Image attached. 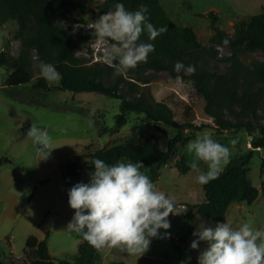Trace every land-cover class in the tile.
Listing matches in <instances>:
<instances>
[{
  "label": "rangeland",
  "instance_id": "rangeland-1",
  "mask_svg": "<svg viewBox=\"0 0 264 264\" xmlns=\"http://www.w3.org/2000/svg\"><path fill=\"white\" fill-rule=\"evenodd\" d=\"M91 10L103 0H80ZM167 15L180 26L191 27L198 40L204 46H210L213 30L209 12L219 17V25L228 34L233 25L245 18L264 11V0H159ZM99 15L83 8L62 9L59 14L61 24L72 37L76 54L89 62L87 49L92 44L90 38H80L78 34L93 33L92 22ZM79 25V27H76ZM18 27L15 21H0V52L8 51L17 55L20 42L15 38ZM221 54H230L229 49L219 47ZM34 56L35 55V52ZM36 59V57H33ZM243 63L264 61V50L240 54ZM37 62L32 67V79L25 85L16 87L5 84L8 71L0 67V160L9 159L0 165V256L6 264H30L23 249L31 235L38 239H47L48 250L53 260L60 264L62 260H74L82 237L76 232L67 231V225L74 216L65 194V181L62 171L74 157H79L82 166L74 179L78 183L89 182L87 169L89 153L107 149L125 141L131 136L145 134L154 138L163 150L175 134L174 127L163 126L160 132L155 124L144 114L129 112L127 123L114 132L116 116L121 112V100L95 92H72L56 89L59 80L46 81L39 71ZM90 64V62H89ZM124 73L129 79L138 76L149 77V83L142 85L157 101L166 103L174 113L177 122H192L194 125L207 124L208 127L186 129L183 131L184 143H180L170 163L161 167L156 181V190L175 197L174 214L168 220L170 238H154L150 247L142 256L127 255L119 249L104 248L99 252L97 264H198V256L207 245L199 244L197 250L190 248L196 239L192 233L200 223L214 226L220 223L197 213L194 204L205 200L203 185L196 182L198 172H180L176 161L185 156L192 157L186 151V144L198 134L209 133L212 138L230 148L229 160L251 148L247 130L237 132L220 131L212 118L204 112L205 99L197 93L190 80L177 77L171 80L167 72H154L140 69ZM223 72L227 64L217 62ZM43 78L50 88L35 87ZM264 125V120L261 121ZM36 125L46 129L51 137V153L47 159L38 153L33 140L27 137L28 127ZM237 140L235 146L231 140ZM225 166L222 167V170ZM201 171H206L204 164ZM221 170V171H222ZM252 184L260 188L264 182V148L255 151L248 167ZM189 214V218L184 216ZM234 228L249 222L256 229H264V195L259 194L253 204H231L225 221ZM189 226V227H188ZM161 236L164 230H160Z\"/></svg>",
  "mask_w": 264,
  "mask_h": 264
},
{
  "label": "trees",
  "instance_id": "trees-1",
  "mask_svg": "<svg viewBox=\"0 0 264 264\" xmlns=\"http://www.w3.org/2000/svg\"><path fill=\"white\" fill-rule=\"evenodd\" d=\"M117 3H122L131 12L145 10L148 22L157 29L164 26L168 29L151 41L146 31L141 34L140 41L154 44L155 50L148 55L146 62H142L140 69L167 72L171 80L177 77L190 80L197 93L205 99L204 112L212 118L218 130L237 132L245 129L250 136L251 148L229 160L218 178L204 184L205 200L193 205L195 211L206 218L224 222L231 204L251 205L260 193L264 195V182L260 188L255 187L248 175L255 151L264 148V125L261 123L264 120V61L245 64L240 59L242 53L264 50V11L236 22L231 34L220 27L218 15L209 12L214 33L210 38L211 45L204 46L191 27L173 22L159 0H103L96 5L95 11L80 0H0V21L16 22L18 29L15 38L20 42L17 55H11L8 51L0 52V67L8 71L4 82L12 87L29 83L32 67L41 61L54 65L60 73L61 79L56 87L58 90L95 92L120 99L121 112L116 116L114 132L127 123L129 112L144 114L160 132H164L163 126L174 127L176 132L165 150L159 147L153 137L138 134L86 156L89 171H93L91 162L97 158L109 165L121 160L133 163L139 161L145 167L141 172L155 185L161 167L171 162L178 145L185 142L183 131L200 130L208 125L177 122L173 110L166 103L157 101L149 92L142 90V85L149 83V77H140L139 73L137 79H129L123 74L114 75L113 65L89 64L76 54L72 37L59 20L60 11L78 7L100 16L110 10L114 11ZM78 37L85 39L93 35L78 34ZM224 40L230 41L227 47L222 45ZM219 47L229 49L230 54L223 56ZM177 61L185 66H194L195 74L175 72L174 64ZM217 62L227 64L225 71L218 69ZM34 86L50 88L43 78ZM79 159L74 157L63 167L66 195L78 183L74 179L82 166ZM9 161L2 159L0 165ZM188 162L185 156H181L175 167L185 173L190 170ZM184 218L188 219L189 214ZM48 236L44 239L33 235L27 238L23 249L27 262L57 264L48 250ZM99 252L82 240L76 258L72 261L62 260L60 264H97ZM0 264H6L1 256Z\"/></svg>",
  "mask_w": 264,
  "mask_h": 264
},
{
  "label": "clouds",
  "instance_id": "clouds-1",
  "mask_svg": "<svg viewBox=\"0 0 264 264\" xmlns=\"http://www.w3.org/2000/svg\"><path fill=\"white\" fill-rule=\"evenodd\" d=\"M144 11L131 12L117 3L114 11L92 22L90 29L94 30L92 35L97 41L111 42L104 52L107 63H96H109L114 66V75H120L146 62L155 47L140 41L141 34L146 31L151 41L168 29L166 26L157 29L148 22ZM229 44L228 40L222 41L225 47ZM38 67L46 81L61 79L54 65L41 63ZM174 71L193 75L195 67L177 61ZM26 135L42 146L38 153L41 159H47L53 150L48 131L32 125ZM236 143L235 139L230 141L232 146ZM185 147L192 157L187 167L199 173L195 179L201 185L218 178L222 167L229 163L230 148L216 142L209 133L198 134ZM201 164L206 166V171H201ZM91 165L89 182L77 183L68 190V204L74 216L67 231L76 232L97 250L119 249L130 256H142L154 238H170L168 217L175 212V197L156 190L150 178L141 172L145 168L141 162L121 160L109 165L97 158ZM160 230H164L163 236ZM192 235L196 238L191 242L192 250H197L201 242L207 245L198 256V264H264V229H256L249 222L238 228L226 222L214 226L202 222Z\"/></svg>",
  "mask_w": 264,
  "mask_h": 264
},
{
  "label": "built area",
  "instance_id": "built-area-1",
  "mask_svg": "<svg viewBox=\"0 0 264 264\" xmlns=\"http://www.w3.org/2000/svg\"><path fill=\"white\" fill-rule=\"evenodd\" d=\"M90 39H92V44L90 45V48L87 49V58L89 59V62L90 63L106 62L104 59V52L105 49L109 48L111 42L109 43L98 42L95 36L90 37Z\"/></svg>",
  "mask_w": 264,
  "mask_h": 264
},
{
  "label": "crops",
  "instance_id": "crops-1",
  "mask_svg": "<svg viewBox=\"0 0 264 264\" xmlns=\"http://www.w3.org/2000/svg\"><path fill=\"white\" fill-rule=\"evenodd\" d=\"M259 151H261V149Z\"/></svg>",
  "mask_w": 264,
  "mask_h": 264
}]
</instances>
